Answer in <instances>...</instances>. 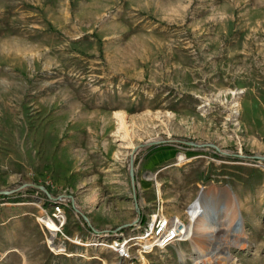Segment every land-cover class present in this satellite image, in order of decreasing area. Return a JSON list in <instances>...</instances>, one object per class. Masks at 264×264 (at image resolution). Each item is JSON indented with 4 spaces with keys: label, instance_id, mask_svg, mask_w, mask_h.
Masks as SVG:
<instances>
[{
    "label": "rangeland",
    "instance_id": "1",
    "mask_svg": "<svg viewBox=\"0 0 264 264\" xmlns=\"http://www.w3.org/2000/svg\"><path fill=\"white\" fill-rule=\"evenodd\" d=\"M0 80V264H117L94 234L159 202L190 241L126 264H193L231 199L264 264V0H0Z\"/></svg>",
    "mask_w": 264,
    "mask_h": 264
},
{
    "label": "built area",
    "instance_id": "2",
    "mask_svg": "<svg viewBox=\"0 0 264 264\" xmlns=\"http://www.w3.org/2000/svg\"><path fill=\"white\" fill-rule=\"evenodd\" d=\"M50 199L52 200L49 201L53 210L52 219L59 227L55 239L58 233L69 239L62 230L66 222L65 203L61 198L50 197ZM187 225L188 223L180 217L165 214L162 202H159L155 210L147 215L141 214V218H136L130 227L100 231L94 236L101 240L97 243L98 245L105 246L115 253L117 264H126L127 261L133 262L143 258L155 249L165 250L175 243L189 240L190 236L186 232ZM53 245L57 246L56 243ZM63 249L65 250V247Z\"/></svg>",
    "mask_w": 264,
    "mask_h": 264
},
{
    "label": "bare ground",
    "instance_id": "3",
    "mask_svg": "<svg viewBox=\"0 0 264 264\" xmlns=\"http://www.w3.org/2000/svg\"><path fill=\"white\" fill-rule=\"evenodd\" d=\"M231 201L232 206L226 205L224 209L225 215L216 214L212 217L207 215L206 218L196 219V222H193L192 227H195L193 247L197 253L193 264H228L231 261L230 250L233 247L243 249L247 244L244 224L240 228L237 226L241 213L239 204L234 199ZM192 207L195 208L194 205ZM46 225L52 233L49 242L54 244L57 241L55 235L59 227L57 229L56 224L51 220L47 221ZM52 231L55 233L53 234ZM186 232L191 239L188 225ZM180 254L183 259L187 258L184 251H180Z\"/></svg>",
    "mask_w": 264,
    "mask_h": 264
},
{
    "label": "water",
    "instance_id": "4",
    "mask_svg": "<svg viewBox=\"0 0 264 264\" xmlns=\"http://www.w3.org/2000/svg\"><path fill=\"white\" fill-rule=\"evenodd\" d=\"M132 176H133V173H132ZM215 187H212V189H214ZM210 190V192H209V195H207V197H205V198H207L208 199V201H211L215 196H218V197H229V189L227 188V187H224V186H220V187H216L215 188V190ZM3 193H7V191H4ZM205 199H203V201H204ZM206 210H207V212H208V214H210L211 216H214L215 214H216V209H215V207H213V206H211V205H209V207H207L206 208ZM240 215H241V213H240ZM242 223H243V220L242 219H240L239 221H238V226H242ZM95 230V229H94ZM95 231H97V230H95Z\"/></svg>",
    "mask_w": 264,
    "mask_h": 264
},
{
    "label": "crops",
    "instance_id": "5",
    "mask_svg": "<svg viewBox=\"0 0 264 264\" xmlns=\"http://www.w3.org/2000/svg\"><path fill=\"white\" fill-rule=\"evenodd\" d=\"M0 81H4V80H0ZM145 214V213H144Z\"/></svg>",
    "mask_w": 264,
    "mask_h": 264
}]
</instances>
